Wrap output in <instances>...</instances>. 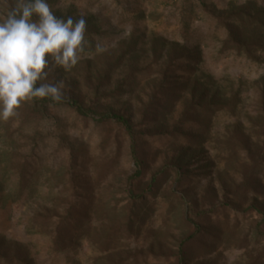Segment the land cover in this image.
I'll return each mask as SVG.
<instances>
[{
  "label": "rangeland",
  "instance_id": "1",
  "mask_svg": "<svg viewBox=\"0 0 264 264\" xmlns=\"http://www.w3.org/2000/svg\"><path fill=\"white\" fill-rule=\"evenodd\" d=\"M246 2L264 7L48 0L58 17L87 21L81 59L70 70L50 63L48 81L63 80L61 100L92 114L31 99L0 118V236L22 245L33 264H264V137L255 122L264 62L226 48L220 22ZM16 3L0 0V22ZM171 46L196 49L200 60L170 69L162 110L157 93ZM194 76L207 88L203 104L218 89L222 99L236 97L235 112L194 113L190 91L176 86ZM101 114L132 128L141 176L131 184L130 138L120 124L98 121ZM72 219L79 229L58 239L57 227Z\"/></svg>",
  "mask_w": 264,
  "mask_h": 264
},
{
  "label": "clouds",
  "instance_id": "2",
  "mask_svg": "<svg viewBox=\"0 0 264 264\" xmlns=\"http://www.w3.org/2000/svg\"><path fill=\"white\" fill-rule=\"evenodd\" d=\"M86 30L84 17H58L48 0H17L0 22V118L18 115L32 98L62 99L65 83L48 81L47 69L75 66Z\"/></svg>",
  "mask_w": 264,
  "mask_h": 264
},
{
  "label": "trees",
  "instance_id": "3",
  "mask_svg": "<svg viewBox=\"0 0 264 264\" xmlns=\"http://www.w3.org/2000/svg\"><path fill=\"white\" fill-rule=\"evenodd\" d=\"M220 16V22L227 32V38L224 42V46L226 48L233 49L238 54L245 55L248 59L252 61L262 60L264 62V7H259L253 2H246L240 7L233 8L231 11L220 13ZM170 48L172 49V52L168 51L166 54V56L168 57V67L163 72V81L160 84L157 93L158 98H163V100L160 102V106L164 108L162 110H165V108L169 104L168 102H166V100L168 98L167 92L170 91L169 88L172 86L170 84L169 77L172 74V70L170 71V69H176L177 66L181 67L183 63L187 64L193 60L195 62L200 60L199 52L196 49L191 52H188L183 46H171ZM262 81L264 82V79H262ZM176 86L177 91H190L191 103L189 104V107L192 106V108L194 107V109L198 107V110L200 111L205 110L210 112H214L219 108H228L231 113L235 112V108L238 103L236 97H232L228 100L222 99L220 95L221 93L218 89H215L212 93H210L208 101L203 104V98L205 92L207 91V88L205 87L204 83H201L199 81L198 77L194 76L193 79H185L181 81V83H177ZM32 99L42 106H58L64 103L63 100L56 101L51 97H37ZM64 104L72 108L78 115L82 117L87 118L92 114L89 109L83 107L79 102L75 100H68ZM198 110H194V113ZM109 120L120 124L130 138V155L136 168V171L128 178V184H131L133 181H136L141 176V172L139 169L140 161L137 157L136 143L134 141L132 128L129 125L128 121L122 116H118L115 114H101L98 117V121L100 122H105ZM255 122L257 125H259V128L261 129L262 135L264 137V111L262 112V114L255 118ZM235 133L245 137V139L248 138V135L245 136L244 132L241 131V129L239 128L235 130ZM247 152L249 153V149L247 150ZM156 177L157 175L153 177L152 182H155ZM141 197L142 196H137L134 198L140 199ZM73 220L75 219L66 220L65 222L60 223V225L57 227L58 239L62 240V231L66 233L65 230H70L68 231L69 233L67 235L69 237L74 231L79 229V222L75 221L72 224L71 222ZM196 231H198V229H196ZM193 236L194 235H192L188 239L193 238ZM61 242L59 240L55 241L56 245L60 244ZM183 245V243L180 245V260L183 258ZM0 264L33 263L28 258L27 253L22 245L10 242L4 237L0 236Z\"/></svg>",
  "mask_w": 264,
  "mask_h": 264
}]
</instances>
